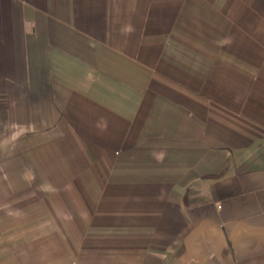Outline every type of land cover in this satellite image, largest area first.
I'll use <instances>...</instances> for the list:
<instances>
[{"label":"crops","instance_id":"1","mask_svg":"<svg viewBox=\"0 0 264 264\" xmlns=\"http://www.w3.org/2000/svg\"><path fill=\"white\" fill-rule=\"evenodd\" d=\"M0 264H264V0H0Z\"/></svg>","mask_w":264,"mask_h":264}]
</instances>
